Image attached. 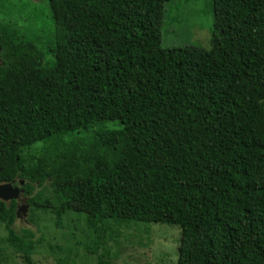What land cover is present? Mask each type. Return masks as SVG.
Masks as SVG:
<instances>
[{"label": "trees", "instance_id": "1", "mask_svg": "<svg viewBox=\"0 0 264 264\" xmlns=\"http://www.w3.org/2000/svg\"><path fill=\"white\" fill-rule=\"evenodd\" d=\"M165 1L47 0L44 50L0 20V183L56 226L83 214L94 264L110 223L178 226L173 264H264V0H211L208 48L161 45ZM13 218L0 200L33 264L41 237Z\"/></svg>", "mask_w": 264, "mask_h": 264}, {"label": "rangeland", "instance_id": "2", "mask_svg": "<svg viewBox=\"0 0 264 264\" xmlns=\"http://www.w3.org/2000/svg\"><path fill=\"white\" fill-rule=\"evenodd\" d=\"M0 20L29 34L39 36L40 47L50 46L53 24L47 0H0ZM212 25L211 0H167L163 3L161 45L164 47L194 45L209 47ZM46 59H51L45 54ZM115 128L118 124L106 121L101 127ZM99 127V126H97ZM67 136L66 138H70ZM43 143L38 141L26 149L37 154ZM14 206V218L10 227L15 232L21 228L32 230L40 238L31 258L33 264H94L97 253L96 238L81 213L67 212L56 226L48 208H33L27 196ZM111 225V236L98 248L107 264H173L179 228L161 223H129ZM6 231L0 223V264H24L20 254L4 241ZM97 243V242H96Z\"/></svg>", "mask_w": 264, "mask_h": 264}, {"label": "water", "instance_id": "3", "mask_svg": "<svg viewBox=\"0 0 264 264\" xmlns=\"http://www.w3.org/2000/svg\"><path fill=\"white\" fill-rule=\"evenodd\" d=\"M22 180L18 181V185L12 186L11 182L0 183V200L5 201L7 199L15 198L21 190L19 185L22 184Z\"/></svg>", "mask_w": 264, "mask_h": 264}, {"label": "flooded vegetation", "instance_id": "4", "mask_svg": "<svg viewBox=\"0 0 264 264\" xmlns=\"http://www.w3.org/2000/svg\"><path fill=\"white\" fill-rule=\"evenodd\" d=\"M19 180H21V179H12L11 181H9V182H11V185L12 186H15V185H18V181ZM20 188V187H19ZM23 195V194H22ZM25 196V195H24ZM20 200V198H17V199H7V200H5V201H3L5 204H8L10 201H13L14 202V206L16 205L17 206V204H16V202L17 201H19ZM2 201V200H1Z\"/></svg>", "mask_w": 264, "mask_h": 264}]
</instances>
